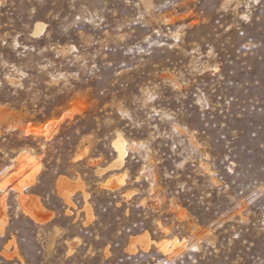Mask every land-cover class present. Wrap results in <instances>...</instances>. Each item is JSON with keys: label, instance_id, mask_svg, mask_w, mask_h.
<instances>
[{"label": "rangeland", "instance_id": "1", "mask_svg": "<svg viewBox=\"0 0 264 264\" xmlns=\"http://www.w3.org/2000/svg\"><path fill=\"white\" fill-rule=\"evenodd\" d=\"M0 264H264V0H0Z\"/></svg>", "mask_w": 264, "mask_h": 264}, {"label": "bare ground", "instance_id": "2", "mask_svg": "<svg viewBox=\"0 0 264 264\" xmlns=\"http://www.w3.org/2000/svg\"><path fill=\"white\" fill-rule=\"evenodd\" d=\"M114 144H115L116 149L118 150V159H117V162H121L122 159H123V157H124V154L126 152L125 145L121 141V139H119V138L114 141ZM59 186L61 187V189L64 190V192L62 194H63V197L67 201L70 200V195L73 192V189H75V188H81L84 191V189L82 187V184L80 182H77L76 185H71V184H69L68 181H66V179L64 177L59 179ZM146 237H148V236L146 235ZM148 240H150V239L148 238ZM166 243L167 242H164L163 241V243L160 244V246L162 247L163 251H167ZM175 244H177V241H175ZM131 246H132V244H131ZM145 247H148V246L145 244ZM132 251H133V248H132Z\"/></svg>", "mask_w": 264, "mask_h": 264}]
</instances>
